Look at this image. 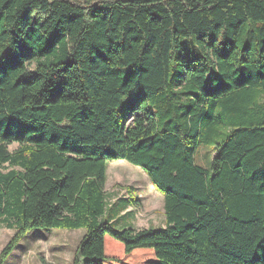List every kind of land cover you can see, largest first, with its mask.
Listing matches in <instances>:
<instances>
[{"label":"trees","instance_id":"trees-1","mask_svg":"<svg viewBox=\"0 0 264 264\" xmlns=\"http://www.w3.org/2000/svg\"><path fill=\"white\" fill-rule=\"evenodd\" d=\"M119 159L165 226L114 227ZM0 223V264L78 228L73 264H264V0H0Z\"/></svg>","mask_w":264,"mask_h":264},{"label":"rangeland","instance_id":"rangeland-1","mask_svg":"<svg viewBox=\"0 0 264 264\" xmlns=\"http://www.w3.org/2000/svg\"><path fill=\"white\" fill-rule=\"evenodd\" d=\"M18 143L9 145L11 152ZM215 153L208 147L199 148L197 162L208 167ZM7 166V165H5ZM9 167H6L7 170ZM105 190L108 204L118 197H132V205L127 211L117 206L114 214V227L117 229L163 227L166 224L164 211V192L155 185L146 172L125 159L107 162ZM104 219H109L106 215ZM78 229H36L27 234L17 245L4 264H73L74 252L85 234ZM15 230L0 223V254L14 235ZM141 255L125 257L127 262L114 264H143Z\"/></svg>","mask_w":264,"mask_h":264}]
</instances>
